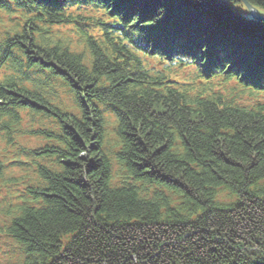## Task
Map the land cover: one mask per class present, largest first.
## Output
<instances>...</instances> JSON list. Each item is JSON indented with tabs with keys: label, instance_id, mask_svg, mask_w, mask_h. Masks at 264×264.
Returning a JSON list of instances; mask_svg holds the SVG:
<instances>
[{
	"label": "trees",
	"instance_id": "1",
	"mask_svg": "<svg viewBox=\"0 0 264 264\" xmlns=\"http://www.w3.org/2000/svg\"><path fill=\"white\" fill-rule=\"evenodd\" d=\"M226 1L0 0V131L22 134L28 114L49 141L22 205L0 204L8 264H264V93L211 80L253 56L264 84V20ZM123 36L146 58H192L203 85L180 88V62L154 76Z\"/></svg>",
	"mask_w": 264,
	"mask_h": 264
},
{
	"label": "rangeland",
	"instance_id": "2",
	"mask_svg": "<svg viewBox=\"0 0 264 264\" xmlns=\"http://www.w3.org/2000/svg\"><path fill=\"white\" fill-rule=\"evenodd\" d=\"M99 16L100 12H94ZM58 33L69 34L70 37L77 36L72 26L67 28H58ZM80 51V50H79ZM83 52V51H80ZM88 54V52L86 53ZM147 66V62L144 63ZM151 71H156L159 63L151 60L148 62ZM180 72V71H179ZM40 127L39 122H32L31 126H18V131L21 133L12 134L9 136L5 133L0 135V165L4 172L3 179L6 181L0 185V204H10L13 207L18 206L27 197V187L30 186L36 179V166L34 158L29 156L32 151L48 146L49 141L42 137H37L32 134ZM20 161L19 163H15ZM4 218L0 213V219ZM19 247L12 241L5 237L0 238V264H5L12 260Z\"/></svg>",
	"mask_w": 264,
	"mask_h": 264
},
{
	"label": "water",
	"instance_id": "3",
	"mask_svg": "<svg viewBox=\"0 0 264 264\" xmlns=\"http://www.w3.org/2000/svg\"><path fill=\"white\" fill-rule=\"evenodd\" d=\"M247 6L250 8L251 6L246 2Z\"/></svg>",
	"mask_w": 264,
	"mask_h": 264
}]
</instances>
